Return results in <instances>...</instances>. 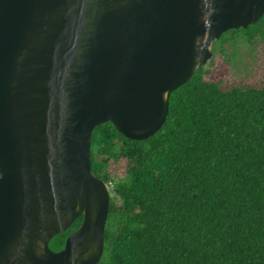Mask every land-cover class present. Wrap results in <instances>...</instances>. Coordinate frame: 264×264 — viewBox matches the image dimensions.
I'll return each mask as SVG.
<instances>
[{
  "label": "water",
  "instance_id": "95a60500",
  "mask_svg": "<svg viewBox=\"0 0 264 264\" xmlns=\"http://www.w3.org/2000/svg\"><path fill=\"white\" fill-rule=\"evenodd\" d=\"M263 15L264 0H0V264H97L111 194L95 128L152 136L221 35Z\"/></svg>",
  "mask_w": 264,
  "mask_h": 264
},
{
  "label": "trees",
  "instance_id": "16d2710c",
  "mask_svg": "<svg viewBox=\"0 0 264 264\" xmlns=\"http://www.w3.org/2000/svg\"><path fill=\"white\" fill-rule=\"evenodd\" d=\"M239 41L264 48V15L215 43ZM205 74L203 65L171 93L166 121L147 139L111 122L95 128L93 172L108 184L105 162L125 161L97 264H264V67L253 83ZM82 222L50 248L63 249Z\"/></svg>",
  "mask_w": 264,
  "mask_h": 264
},
{
  "label": "rangeland",
  "instance_id": "374dc122",
  "mask_svg": "<svg viewBox=\"0 0 264 264\" xmlns=\"http://www.w3.org/2000/svg\"><path fill=\"white\" fill-rule=\"evenodd\" d=\"M213 56L205 64V79L215 81L224 78L229 82L253 83L262 78L264 67V48L258 41L245 44L242 41L220 46L214 43ZM105 162L106 157H100ZM125 174V161L107 160L101 175H107L110 182L108 190L113 195V184Z\"/></svg>",
  "mask_w": 264,
  "mask_h": 264
}]
</instances>
